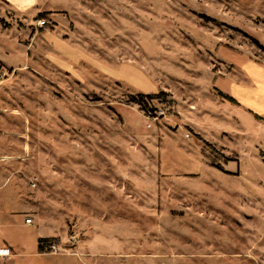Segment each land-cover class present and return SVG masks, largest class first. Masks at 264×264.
Listing matches in <instances>:
<instances>
[{
    "label": "rangeland",
    "instance_id": "374dc122",
    "mask_svg": "<svg viewBox=\"0 0 264 264\" xmlns=\"http://www.w3.org/2000/svg\"><path fill=\"white\" fill-rule=\"evenodd\" d=\"M263 69L264 0H0L1 195L38 218L3 237L85 234L101 264H264Z\"/></svg>",
    "mask_w": 264,
    "mask_h": 264
},
{
    "label": "crops",
    "instance_id": "0c3cea01",
    "mask_svg": "<svg viewBox=\"0 0 264 264\" xmlns=\"http://www.w3.org/2000/svg\"><path fill=\"white\" fill-rule=\"evenodd\" d=\"M259 69H262L256 62L249 61L245 65L241 67V72L243 74V77L241 79L244 83H246L244 86L245 89L249 90L251 89L250 86H254V83H257L262 86V83L260 82L259 74L256 75V73L259 71ZM258 70V71H257ZM264 72V69L263 71ZM211 75V74H210ZM212 78V76H211ZM217 85L218 81H217ZM220 89V93L224 98H227L229 102H234L236 105L241 108L242 110H248L253 115L261 116V110H259V104L258 107H255L254 103L246 98L244 95L240 97L239 95H236L233 93L231 95L227 90H224L220 85L217 86ZM254 92V91H253ZM250 93V91H249ZM251 97V95H249ZM231 98V99H230ZM3 186L0 185V244L8 246L11 249V255L7 257L6 259H1L0 264H101L100 261H90V260H83V256L85 257H99V253L91 252L88 250V247L86 244H88L87 236L85 234H81V238L77 241L75 240V243H72V247H68L67 243L69 240V237H64L53 230V233L51 235H42L40 230L38 228H35L33 232H30L24 236H22L21 241H17L13 237L4 236L2 235V229L4 226L7 225V222L10 219L16 218V217H22L24 223L28 226H33L36 223H38V218L32 219V223H27L26 219L30 218L27 217V214L31 209L26 205L25 202L22 201V199L14 196H8L4 197L1 195ZM10 225V224H9ZM99 238H101V230L97 233ZM83 236V237H82ZM41 238H54L57 239L56 243L61 246L62 248H65L66 251H63L62 253H52L48 251H40L39 250V240ZM71 239H73V236H71ZM162 248L164 249L165 245L162 244ZM67 246V247H66ZM152 249V248H151ZM167 250V248H165ZM226 255V258H234L229 253H223ZM145 258L147 259V264H150L152 262H149L148 259H168L170 257L168 250H150L147 249L145 251ZM238 255V254H237ZM47 257H53V260H44V258ZM237 257V256H236ZM132 258H138L136 253H131L130 259ZM214 258H224L223 255H219L218 253L214 254ZM153 264V263H152ZM233 264V263H232Z\"/></svg>",
    "mask_w": 264,
    "mask_h": 264
},
{
    "label": "built area",
    "instance_id": "2783aa9c",
    "mask_svg": "<svg viewBox=\"0 0 264 264\" xmlns=\"http://www.w3.org/2000/svg\"><path fill=\"white\" fill-rule=\"evenodd\" d=\"M48 24V20H46V19H40L39 21H38V26H40V27H44V26H46ZM4 78V74H1L0 75V80L1 79H3ZM1 83V82H0ZM5 135V132L3 131V129H2V120H1V110H0V164H1V161L3 160V156H2V154H1V152H2V149H1V141H2V137ZM26 222L27 223H32V219L31 218H27L26 219ZM61 247L58 245V244H56V243H51L48 247H47V249H46V251H48V252H52V253H60V252H62L61 251ZM11 255V249L8 247V246H5V245H1L0 244V260L1 259H6L7 257H9Z\"/></svg>",
    "mask_w": 264,
    "mask_h": 264
},
{
    "label": "trees",
    "instance_id": "16d2710c",
    "mask_svg": "<svg viewBox=\"0 0 264 264\" xmlns=\"http://www.w3.org/2000/svg\"><path fill=\"white\" fill-rule=\"evenodd\" d=\"M138 99L136 102L139 103L140 105H145V106H148L150 105V102L154 99H160V101H167L168 99V93L164 92V91H161L159 93H156V94H140L138 95ZM231 99V98H230ZM197 136L199 138H201L205 143L208 144V142H206V140H204L201 136H199L197 134ZM210 146V144H208ZM57 239H54V238H41L39 240V250L42 252V251H45L47 249V247L51 244V243H56Z\"/></svg>",
    "mask_w": 264,
    "mask_h": 264
}]
</instances>
